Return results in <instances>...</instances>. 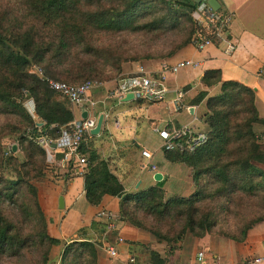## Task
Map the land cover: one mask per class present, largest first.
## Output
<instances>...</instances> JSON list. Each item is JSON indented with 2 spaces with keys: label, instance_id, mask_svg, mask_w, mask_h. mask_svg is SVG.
<instances>
[{
  "label": "trees",
  "instance_id": "obj_1",
  "mask_svg": "<svg viewBox=\"0 0 264 264\" xmlns=\"http://www.w3.org/2000/svg\"><path fill=\"white\" fill-rule=\"evenodd\" d=\"M197 6L195 0H15L18 10L9 4L0 8V264H48L52 247L60 244L48 232L38 199L39 186L56 175L34 140H56L74 115L47 81L73 86L108 81L124 63L170 59L189 45ZM98 35L116 42L96 43ZM134 37L147 39L143 55L131 45ZM32 66L42 76L30 74ZM202 83L220 84L218 95L208 97L203 91L193 101H205V141L192 152H164L168 162L189 168L190 196L166 199L163 182L124 193L108 163L94 151L80 149L87 161V203L97 207L104 196L118 198L119 221L165 242L168 254L186 235L243 243L264 224V144L254 131L264 122L255 93L222 81L219 71H207ZM26 100L33 102V116L23 106ZM5 136L14 138L16 152L12 147L5 152ZM87 231L103 234L105 227L92 222ZM87 231L80 230L78 238L64 245L59 264H97L99 243ZM143 254L150 264L163 263L148 249Z\"/></svg>",
  "mask_w": 264,
  "mask_h": 264
},
{
  "label": "crops",
  "instance_id": "obj_2",
  "mask_svg": "<svg viewBox=\"0 0 264 264\" xmlns=\"http://www.w3.org/2000/svg\"><path fill=\"white\" fill-rule=\"evenodd\" d=\"M196 1V0H195ZM207 3V0H201ZM218 13L232 15L230 26L225 29L213 45L199 52L190 43L172 58L124 63L120 74L90 91L88 102L82 107H72L74 118L84 113L97 122L103 115V123L97 135H86L82 146L94 151L109 165L110 172L124 189V193L147 190L163 182L165 198L188 197L194 192L191 172L183 164L170 163L165 159L158 131H172L188 126L194 133L207 132L203 123L206 113L205 101L194 103L200 92L208 97L219 94L220 84L206 87L202 78L207 71H219L222 81L240 83L255 93V107L264 122V0H216ZM230 45L233 53H227ZM179 60L199 63L198 68H185L176 74H166L167 94L161 103L118 99L111 93L127 77L141 70L151 77H157L163 62L174 64ZM181 92V109L174 111L173 101ZM82 109V110H81ZM84 110V111H83ZM86 117V118H87ZM257 135L264 134V124L255 125ZM151 153L150 165L155 171L140 169L145 161L141 152ZM62 156L54 155L49 161L56 177L48 175L39 186L38 199L48 220L49 234L60 244L50 251L48 264H59L63 247L78 238L80 230H88L92 222L105 227L103 234L88 232L99 243L97 264H127L133 257L139 264H150L144 249L156 253L162 264H244L264 254V235L250 232L243 243L206 236L197 239L186 235L179 248L170 254L169 246L154 236L136 229L118 219L119 199L104 196L99 206L87 203L84 193V170L73 164L63 165ZM156 174L161 179H154ZM105 216L98 218L99 213ZM112 225L113 229H109ZM123 241L118 243V239ZM216 245H214L213 242ZM113 246L119 253L117 258L109 256L106 246ZM202 253V260L198 254Z\"/></svg>",
  "mask_w": 264,
  "mask_h": 264
},
{
  "label": "built area",
  "instance_id": "obj_3",
  "mask_svg": "<svg viewBox=\"0 0 264 264\" xmlns=\"http://www.w3.org/2000/svg\"><path fill=\"white\" fill-rule=\"evenodd\" d=\"M166 2H173L175 0H164ZM195 30L190 44L199 52L206 50L209 46L213 45L215 40L221 37L222 32L227 29L233 18L228 13H218L214 11L206 2L200 0L196 10L192 13ZM235 47L230 45L227 53H233ZM199 63L190 60H179L174 64L166 62L161 63L159 75L151 77L144 71L138 74L124 78L118 87L111 93L118 99H123L131 94L133 100L144 101L151 104L161 103L164 101L167 94L165 85L166 74H176L185 68H198ZM30 74L42 76L40 69L32 66L29 69ZM48 86L62 99L68 101L72 107H82L85 102H88L90 91L99 85L96 81H85L79 85L73 86L63 82L47 81ZM182 93L177 92L176 98L173 101L174 111L181 109L180 100ZM29 110L33 116L34 105ZM82 110V109H81ZM84 111V110H83ZM96 121L91 118H74L72 122L63 126L60 131V136L56 140H50L44 136L37 137L34 141L42 147L47 154V159L50 161L54 155L60 154L62 156L61 163L63 165L72 163L74 166L85 169L87 161L81 155L80 149L83 139L89 135L95 128ZM159 138L161 139V149L164 152L175 151L176 149H186L192 152L197 146L202 144L206 137L203 133H194L188 126L180 129L168 131L162 129L158 131ZM258 141L264 144V134L258 135ZM182 141V142H181ZM54 146V147H53ZM145 161L141 164L142 171L150 170L155 171V166L150 165L151 153L143 150L141 152ZM105 216V213H99L98 218ZM109 229H113L110 225ZM123 240L118 239V243ZM106 250L110 257L117 258L118 251L113 246H106ZM203 254H198V260H202ZM133 257H129L127 264H134ZM244 264H264V254L252 260L246 261Z\"/></svg>",
  "mask_w": 264,
  "mask_h": 264
},
{
  "label": "rangeland",
  "instance_id": "obj_4",
  "mask_svg": "<svg viewBox=\"0 0 264 264\" xmlns=\"http://www.w3.org/2000/svg\"><path fill=\"white\" fill-rule=\"evenodd\" d=\"M10 5L12 8V10H18V7H15V0H0V8H3V5ZM96 39V43L98 41L99 42H103L104 45H107V44H114L116 41H113V40H110L108 37H104L102 35H98V36H95L94 37ZM134 40H131L130 43L131 45L135 46V50H140L141 53H139L140 55H143L144 52H145V49L144 48H141V45H143L147 39L146 38H141V37H134L133 38ZM23 106L24 108L28 111L29 113V110L32 108V104L30 103V100H26L24 103H23ZM2 143H3V146H4V149H5V152L8 151V149L10 147H13V146H16V143H15V140L13 137H10V136H5L2 140ZM47 162L49 163V160L47 159ZM254 233H257L259 235H264V224H261L259 226H257L254 230ZM148 234V233H147ZM211 237H215V239L217 240L218 238H221V239H225V238H222V237H218V236H211ZM215 240L214 245H216L215 243H217ZM227 240V239H225ZM230 241V240H229Z\"/></svg>",
  "mask_w": 264,
  "mask_h": 264
},
{
  "label": "water",
  "instance_id": "obj_5",
  "mask_svg": "<svg viewBox=\"0 0 264 264\" xmlns=\"http://www.w3.org/2000/svg\"><path fill=\"white\" fill-rule=\"evenodd\" d=\"M196 3L199 4V3H200V0H196ZM207 4H208V5H209L214 11H217V10L219 9V4L217 3L216 0H207ZM132 99H133L132 95L129 94V95L126 96V99H125V100L128 101V100H132ZM86 117H87V116H86V113H84V114L82 115V118H86ZM103 118H104V116L101 115V116H99V118L97 119L96 126H95V128L91 131V134H92V135H97V134L100 132L101 127H102V123H103ZM38 126H41V124H38ZM53 147H54V146H53ZM12 150H13V152H16V146H13V147H12ZM154 179H155L156 181H159V180L161 179V175H160V174H156L155 177H154Z\"/></svg>",
  "mask_w": 264,
  "mask_h": 264
}]
</instances>
